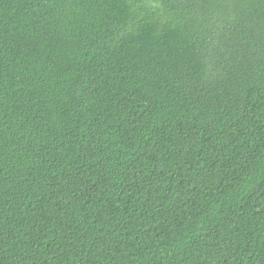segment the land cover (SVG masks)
I'll use <instances>...</instances> for the list:
<instances>
[{
	"label": "trees",
	"instance_id": "trees-1",
	"mask_svg": "<svg viewBox=\"0 0 264 264\" xmlns=\"http://www.w3.org/2000/svg\"><path fill=\"white\" fill-rule=\"evenodd\" d=\"M0 264H264V0H0Z\"/></svg>",
	"mask_w": 264,
	"mask_h": 264
}]
</instances>
